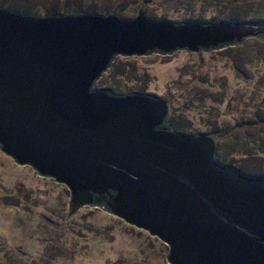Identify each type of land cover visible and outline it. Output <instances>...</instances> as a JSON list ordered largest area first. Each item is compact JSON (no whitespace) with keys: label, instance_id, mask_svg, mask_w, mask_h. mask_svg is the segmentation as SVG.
Instances as JSON below:
<instances>
[{"label":"water","instance_id":"95a60500","mask_svg":"<svg viewBox=\"0 0 264 264\" xmlns=\"http://www.w3.org/2000/svg\"><path fill=\"white\" fill-rule=\"evenodd\" d=\"M264 40L225 22L0 9V151L169 247V264H264V178L217 161L215 138L169 125L155 95L94 90L117 57Z\"/></svg>","mask_w":264,"mask_h":264},{"label":"rangeland","instance_id":"374dc122","mask_svg":"<svg viewBox=\"0 0 264 264\" xmlns=\"http://www.w3.org/2000/svg\"><path fill=\"white\" fill-rule=\"evenodd\" d=\"M143 2L0 0V9L34 18L85 13L133 19L142 8L153 21L264 30V0ZM103 89L157 96L169 105L174 132L214 137L219 163L264 178V40L210 52L117 57L94 86ZM70 198L64 184L0 151V264H169L165 243L99 207L83 206L68 218Z\"/></svg>","mask_w":264,"mask_h":264},{"label":"trees","instance_id":"16d2710c","mask_svg":"<svg viewBox=\"0 0 264 264\" xmlns=\"http://www.w3.org/2000/svg\"><path fill=\"white\" fill-rule=\"evenodd\" d=\"M150 1L152 2V1H155V0H150ZM150 1H146V0H144V2L142 3V5L148 7V3H149ZM86 12H87V13H96V12H93L92 10H86ZM101 14L107 15L108 12L106 13V11H105V12L102 11ZM120 14H122V13H120ZM114 64H116V63H114ZM112 90H113V91H116V89H112ZM178 129H179V128H178ZM253 140L256 141L257 139H253ZM259 140H260V143H261V141L263 142V139H262L261 137L259 138ZM263 143H264V142H263ZM245 151H246V149H245ZM219 157H220V159L223 158V157H221V156H219ZM222 160H224V159H222ZM225 165L230 166L229 163H226Z\"/></svg>","mask_w":264,"mask_h":264}]
</instances>
